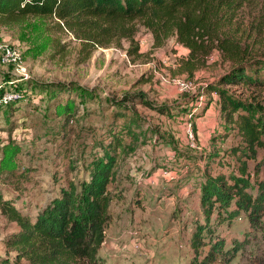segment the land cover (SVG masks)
Listing matches in <instances>:
<instances>
[{
    "label": "rangeland",
    "instance_id": "1",
    "mask_svg": "<svg viewBox=\"0 0 264 264\" xmlns=\"http://www.w3.org/2000/svg\"><path fill=\"white\" fill-rule=\"evenodd\" d=\"M56 24L35 16L0 24V193L21 213L35 217L61 185L87 178L92 154L115 110L112 100L143 92L153 106L167 105L168 114L129 104V114L140 121L135 128L140 137L118 154L100 231L93 223L77 222L76 236L85 232L94 251L92 261L78 264H193L191 233L197 220H205L200 204L204 170L214 174L226 170L218 162L230 167L235 162L226 150L237 138L220 116L218 95L206 91L231 60L215 50L204 67L188 76L176 68L187 49L174 38L154 47L151 34L138 27L137 53L130 55L129 40L121 38L89 54L84 38ZM225 31L250 56L264 57V0H247ZM3 45L18 51L19 66L3 63ZM175 76L188 79L192 88L177 89L171 81ZM230 87L242 97L264 95L263 89ZM9 94L15 96L9 99ZM66 101L73 104L74 116L61 137L63 119L56 111ZM189 121L195 129L193 145L184 135ZM11 144L20 148L15 163L8 157ZM216 148L221 158L209 160ZM256 160L264 180V149H258ZM210 224L211 238L225 237L224 249L234 239L244 241L230 264H248L261 254L262 233L250 229L244 213L221 225L212 214ZM17 231L16 222L0 211V264H29L7 244Z\"/></svg>",
    "mask_w": 264,
    "mask_h": 264
},
{
    "label": "trees",
    "instance_id": "2",
    "mask_svg": "<svg viewBox=\"0 0 264 264\" xmlns=\"http://www.w3.org/2000/svg\"><path fill=\"white\" fill-rule=\"evenodd\" d=\"M247 0H0V24H10L28 16L55 19L57 27L84 38V52L106 47L114 39L130 42L129 53L138 52L135 34L138 27L147 30L154 47H160L170 38L187 49L176 60L179 73L193 76L206 65L209 56L217 50L231 60L206 91L217 94L219 112L228 131L237 143L226 150L234 158L233 167L218 162L226 170L212 174L205 168L201 183L200 204L204 221L194 223L190 245L193 264H230L244 247V241L233 240L224 249L225 237H210V217L217 223H229L244 213L251 230L260 231L264 243V180L259 178L258 149H264V95L242 97L230 86L264 90V57H253L246 48H240L227 35L226 24L231 15ZM229 86V87H227ZM63 88H65L63 86ZM130 103H139L168 114L167 105L153 106L143 92L125 94L112 100L115 110L98 140V151L92 154L87 178L78 183L61 185L53 197L35 217L31 218L0 193V211L15 221L18 231L7 240L21 258L29 264H78L92 261L94 251L86 240L85 232L78 238L75 227L93 223L100 231L106 221L110 197L107 189L113 179L115 162L123 149H130L139 139L136 127L140 121L129 111ZM73 104L66 101L57 107L61 117V137L68 121L74 116ZM203 114V113H202ZM201 114V115H202ZM66 123V125H64ZM194 127V126H193ZM11 131L12 129H6ZM195 131V129H194ZM129 142H126V139ZM9 161L19 154L20 148L10 145ZM208 159L221 158L216 152ZM224 157V156H223ZM208 160V161H209ZM213 160V161H214ZM252 161L250 167L249 162ZM8 165L5 164V167ZM208 234V236H207ZM83 239V242H82ZM97 239V236L93 237ZM206 248V249H205ZM248 264H264V244L261 254H255Z\"/></svg>",
    "mask_w": 264,
    "mask_h": 264
},
{
    "label": "built area",
    "instance_id": "3",
    "mask_svg": "<svg viewBox=\"0 0 264 264\" xmlns=\"http://www.w3.org/2000/svg\"><path fill=\"white\" fill-rule=\"evenodd\" d=\"M140 44L142 45V41L140 42ZM1 59L3 63H7V64L11 63L17 66L20 65L19 53L11 45H3ZM171 81L172 84L179 90L184 91L192 88L191 82L184 77L175 76L171 78ZM13 96L15 95L9 94L8 98L10 99ZM184 135L188 140V142L193 145L195 141V134L191 121L185 123Z\"/></svg>",
    "mask_w": 264,
    "mask_h": 264
}]
</instances>
